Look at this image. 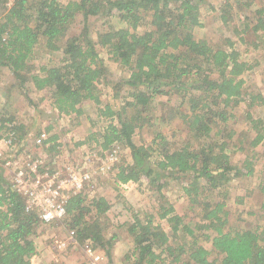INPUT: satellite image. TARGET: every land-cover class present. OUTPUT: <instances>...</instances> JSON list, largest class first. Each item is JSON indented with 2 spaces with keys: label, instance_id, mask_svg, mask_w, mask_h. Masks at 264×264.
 I'll return each instance as SVG.
<instances>
[{
  "label": "trees",
  "instance_id": "16d2710c",
  "mask_svg": "<svg viewBox=\"0 0 264 264\" xmlns=\"http://www.w3.org/2000/svg\"><path fill=\"white\" fill-rule=\"evenodd\" d=\"M203 1L77 0L62 4L57 0H0V69L7 68L22 85L48 91L59 114L79 117L85 103L103 105L99 84L107 69L97 47L107 49L114 62L130 71L127 84L135 89L132 100L120 111L110 104L99 108L100 115L118 120V125L112 122L100 134V146L103 150L122 146L130 151L131 161L124 160L117 166V184L138 183L143 178L154 184L164 177L186 182L183 190L191 202H197L206 191L223 195V201L216 205L207 203V199L203 202L202 218L207 224L199 228L215 231L212 251L199 246L196 239L188 250L184 246L176 248L168 232L154 224V216L144 222L136 214L128 226L137 255L133 264H162L163 255L174 257L173 262L178 263L184 254L187 257L182 264H217L211 259L214 253L221 264H264V224L253 229H224L228 224L224 201L229 183L254 173L251 155L241 165L232 162L230 147L237 130H230L228 124L236 117L233 110L240 104L247 101L248 108L253 109L256 100L264 105V97L245 92L242 76L252 66L242 60L232 40L227 41L226 49L195 36V30L203 28ZM230 1L228 9L232 8ZM254 3L245 7L252 8ZM108 15H117L125 26L98 33L95 42L88 35L87 22ZM79 18L85 21L84 31L67 38ZM253 20L243 33L264 32V5L255 10ZM39 46L62 53L61 64L38 68L33 61ZM156 95L180 98V106L186 107L180 118L189 132L188 140L175 142L158 132L150 144L136 143L134 136L149 123L145 115ZM247 117L255 131L249 147L257 148L264 144V122L255 120L251 113ZM4 121L0 119V139L8 123ZM27 128L25 124L14 127L23 140L30 137ZM58 139L53 136L50 141ZM240 143L245 145V141ZM246 150V146L239 148ZM4 186L0 177V264H31L37 254L33 238L40 226L46 225L35 213L26 212L22 199L14 192L8 195ZM259 190L264 196V178ZM87 200L85 194L69 200L65 225L78 241L90 239L103 247L106 242L101 219L111 204L104 197L93 198L91 204ZM160 210L159 219L169 222L173 233H178L182 217L175 208L169 205ZM261 211L264 216V203ZM92 213L94 216L89 217ZM182 228L195 237L188 226Z\"/></svg>",
  "mask_w": 264,
  "mask_h": 264
},
{
  "label": "rangeland",
  "instance_id": "374dc122",
  "mask_svg": "<svg viewBox=\"0 0 264 264\" xmlns=\"http://www.w3.org/2000/svg\"><path fill=\"white\" fill-rule=\"evenodd\" d=\"M57 1L67 4L77 0ZM227 1L205 0L200 4L203 28H197L195 36L198 39L207 40L216 47L226 49L228 48L227 41L232 40L240 51L242 60L252 66V69L242 76L245 81V92L254 95L261 94L264 97V32L255 34L247 31L243 33L248 23L255 22L254 12L264 5V0H231L232 8L230 9L226 5ZM251 1L255 2L254 6L247 9L245 4ZM223 16H227L228 19L224 20ZM85 26V21L83 23V20L79 18L67 34V38L79 36ZM122 26L125 25L117 15L95 17L87 22L88 35L95 42L98 40V33L108 31L110 27L118 29ZM97 49L107 69L105 78L99 84L104 101L100 107L103 108L106 104H110L115 111H120L127 102L132 100V94L135 91L127 84L130 71L114 62L107 49L100 46ZM62 58V53L51 52L44 46H39L33 63L38 68L40 66L53 67L60 65ZM1 69L0 119L3 118L6 120L4 122L13 123L18 127L24 125L22 122L25 119H29L28 121L32 122L26 127H28L27 134L31 139L41 137L43 134L50 138L57 136L59 139L53 142L51 152H60L61 161L72 159L83 161L87 152L99 149L103 141L100 134L105 132L107 126L112 122L118 125L117 119L113 121L100 115V107L92 102L83 105L84 112L81 116L71 114L62 117L58 114V110L51 107L52 102L48 91H37L30 85H22L9 70L2 69V71ZM246 99L250 101L249 95ZM260 102L256 100L255 107L249 109L247 101H244L233 110L236 117L228 124L230 130H237L232 140L233 145L230 147L232 162L241 165L247 156L251 155L254 173L252 176L243 175L241 178H234L229 183L228 191L226 189L228 197L224 201L228 213V224L225 230L253 229L264 224L261 211L264 196L259 190V183L264 178V144L257 148L249 147V143L255 138V131L252 130L253 126L247 117L248 113H251L255 120L264 122V105H259ZM180 104L181 100L178 96L156 95L150 111L146 114L147 116L145 115L146 122L149 121V123L143 129L138 130L134 136L136 143L150 144L158 132L164 133L169 140L175 142L181 143L188 140L189 132L185 129L186 127H183V120L180 118V112H185L186 107ZM227 132L229 130H226V134ZM242 141H245L244 146L240 143ZM245 146L246 151H239V148ZM117 156L118 163L112 165V170L108 174L98 173L96 188L88 195L87 200V204H91L93 198L104 197L111 204L106 217L101 219V226L105 231L104 246L90 239L83 242L78 241L75 234L66 227V219H64L51 225L40 226L33 238L37 246V254L47 255V264H94L84 251L85 246L90 244L105 255L106 259L100 264H133L137 255L134 254L135 245L133 237L128 233V226L134 222L136 214L144 222L148 221L150 216H154V224H160L168 232L171 244L176 248L184 246L188 250L196 239L199 246L212 251L211 238L216 235L215 231L199 228L207 224V221L202 218L203 202L207 199V203L216 205L223 201V195L219 191H206L197 202H191V198L185 196L183 190L186 182L167 180L164 177L159 178L154 184L151 180L143 178L138 183L130 182L125 184L126 187L122 186L115 182V174L117 166L121 165L124 160L131 161L130 151L119 146ZM101 164L102 162L95 161L92 169L100 170ZM246 172L247 170L244 169L243 173ZM3 182L7 187L6 181ZM159 184L162 185L161 189L158 188ZM169 205H172L176 213L182 217V224L176 234L173 233L169 222L159 219L160 208L162 206L167 208ZM91 216H94V213L89 217ZM183 226H188L193 230L195 237L193 238L182 228ZM186 257L187 255H182L181 261L175 263L173 262L174 257L163 255L162 264H182ZM211 259L221 264L219 255L214 253Z\"/></svg>",
  "mask_w": 264,
  "mask_h": 264
},
{
  "label": "built area",
  "instance_id": "2783aa9c",
  "mask_svg": "<svg viewBox=\"0 0 264 264\" xmlns=\"http://www.w3.org/2000/svg\"><path fill=\"white\" fill-rule=\"evenodd\" d=\"M14 127L7 123L0 139V177L8 184L5 192H14L22 199L26 212L35 213L45 225L66 219L69 200L91 194L98 173L108 174L112 165L118 163L119 146L110 151L100 146L87 152L83 161H61L60 152H51L50 136L23 140ZM95 161L102 162L100 170L92 169ZM84 251L94 264L106 259L90 244Z\"/></svg>",
  "mask_w": 264,
  "mask_h": 264
},
{
  "label": "crops",
  "instance_id": "0c3cea01",
  "mask_svg": "<svg viewBox=\"0 0 264 264\" xmlns=\"http://www.w3.org/2000/svg\"><path fill=\"white\" fill-rule=\"evenodd\" d=\"M63 4V3H62ZM2 69H4L5 71H7L8 69L7 68H2ZM1 69V70H2ZM7 69V70H6ZM3 71V70H2ZM11 73V72H10ZM7 107V106H6ZM51 107L52 108H54L53 106H52V104H51ZM8 109H9V107H8ZM55 112H56V110H54ZM57 113V112H56ZM29 119H25L22 123H24L25 125H29L32 121H28ZM129 184V183H128ZM125 187H126V185H125ZM46 258H47V255H45V254H36L32 259H31V264H37V263H39V264H47V260H46ZM37 261V262H36Z\"/></svg>",
  "mask_w": 264,
  "mask_h": 264
}]
</instances>
